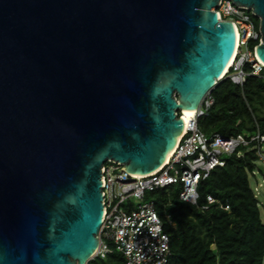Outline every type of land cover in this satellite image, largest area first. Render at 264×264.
Instances as JSON below:
<instances>
[{
    "label": "water",
    "instance_id": "1",
    "mask_svg": "<svg viewBox=\"0 0 264 264\" xmlns=\"http://www.w3.org/2000/svg\"><path fill=\"white\" fill-rule=\"evenodd\" d=\"M258 18L264 0H230ZM220 0H0V264H87L106 161L156 170L235 48Z\"/></svg>",
    "mask_w": 264,
    "mask_h": 264
},
{
    "label": "trees",
    "instance_id": "2",
    "mask_svg": "<svg viewBox=\"0 0 264 264\" xmlns=\"http://www.w3.org/2000/svg\"><path fill=\"white\" fill-rule=\"evenodd\" d=\"M210 96L207 116L197 121L205 135L264 131V70L259 77L247 76L242 86L222 78ZM224 159L223 166L198 182L196 204L179 198L180 183L146 193L169 238L167 264H264V222L248 182L258 170L256 153ZM208 197L214 201L208 203ZM110 247L104 258L95 256L87 264H124L122 254Z\"/></svg>",
    "mask_w": 264,
    "mask_h": 264
},
{
    "label": "built area",
    "instance_id": "3",
    "mask_svg": "<svg viewBox=\"0 0 264 264\" xmlns=\"http://www.w3.org/2000/svg\"><path fill=\"white\" fill-rule=\"evenodd\" d=\"M213 11L219 20L230 21L236 34L233 60L221 78L242 86L247 76H261L264 70L254 54L261 41L258 18L244 6L220 0ZM212 105L210 93L201 100L192 118L165 164L145 175H133L120 163L106 161L101 167L103 220L98 233V248L93 257L104 258L112 245L124 258V264H167L170 256L169 238L153 203L145 201L147 192L180 183L179 198L196 204L197 184L209 173L225 164V157L254 150L257 163H264V131L252 135L223 137L205 135L197 127L198 119L207 116ZM182 118V110L177 112ZM243 148V149H241ZM259 165H257L258 169ZM263 170V167L260 166ZM208 203L214 200L207 198ZM228 209V206H224Z\"/></svg>",
    "mask_w": 264,
    "mask_h": 264
},
{
    "label": "rangeland",
    "instance_id": "4",
    "mask_svg": "<svg viewBox=\"0 0 264 264\" xmlns=\"http://www.w3.org/2000/svg\"><path fill=\"white\" fill-rule=\"evenodd\" d=\"M257 165L262 166L263 171L261 172L260 170H254L252 174L248 175V182L259 201L258 206L260 210V216L262 221L264 222V163H257ZM145 201L148 200L145 199Z\"/></svg>",
    "mask_w": 264,
    "mask_h": 264
},
{
    "label": "bare ground",
    "instance_id": "5",
    "mask_svg": "<svg viewBox=\"0 0 264 264\" xmlns=\"http://www.w3.org/2000/svg\"><path fill=\"white\" fill-rule=\"evenodd\" d=\"M234 52H235V50L233 51V54H232V56H231V59L229 60L228 64L226 65L225 69L223 70V73H222L221 77L226 73L228 66L231 64V62H232V60H233ZM193 114H194V110L192 111V115H190V116H185V115L182 114L183 130H184V127H185V125L187 124V122L192 118ZM183 130H182V132H183ZM182 132H181V134H182ZM181 134H180V135H181ZM180 135H179V136H180ZM178 138H179V137H178ZM174 147H175V146H174ZM174 147H173L172 151L168 154V156L166 157V159L164 160V162H163L160 166H162L163 164H165V163L167 162V160L169 159L171 153H172L173 150H174ZM160 166H159V167H160ZM159 167H158V168H159ZM158 168H157V169H158ZM157 169H156V170H157Z\"/></svg>",
    "mask_w": 264,
    "mask_h": 264
},
{
    "label": "crops",
    "instance_id": "6",
    "mask_svg": "<svg viewBox=\"0 0 264 264\" xmlns=\"http://www.w3.org/2000/svg\"><path fill=\"white\" fill-rule=\"evenodd\" d=\"M258 170H260L261 172L263 171L260 166L258 167Z\"/></svg>",
    "mask_w": 264,
    "mask_h": 264
}]
</instances>
